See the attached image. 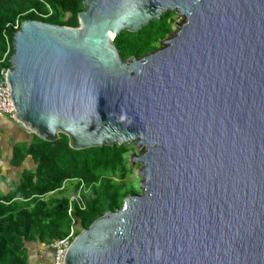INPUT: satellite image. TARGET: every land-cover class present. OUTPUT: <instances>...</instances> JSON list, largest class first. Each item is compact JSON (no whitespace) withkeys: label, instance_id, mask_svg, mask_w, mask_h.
Instances as JSON below:
<instances>
[{"label":"water","instance_id":"1","mask_svg":"<svg viewBox=\"0 0 264 264\" xmlns=\"http://www.w3.org/2000/svg\"><path fill=\"white\" fill-rule=\"evenodd\" d=\"M84 6L78 28L30 20L15 34L12 123L75 150L139 140L144 182L65 264H264V0ZM169 11L186 22L168 46L123 60L112 36Z\"/></svg>","mask_w":264,"mask_h":264},{"label":"trees","instance_id":"2","mask_svg":"<svg viewBox=\"0 0 264 264\" xmlns=\"http://www.w3.org/2000/svg\"><path fill=\"white\" fill-rule=\"evenodd\" d=\"M85 9L84 0H0V64L12 66L14 36L24 22L33 20L78 28V15ZM172 16L174 12L169 11L153 20L144 28L145 34L141 32L144 29L139 33L122 32L114 40L122 59L127 60L130 54L140 58L153 52L151 44L156 40L153 33L158 37L161 32L163 40L166 39L172 32L169 23L171 19L174 21ZM129 150L128 144L75 150L64 134L55 142L36 137L30 146L19 144L13 161L23 163L31 155L37 168L24 172L17 190L0 198V264H21L26 241L39 240L50 245L67 237L72 229L71 204L80 225L75 237L105 214L120 210L125 199L138 191L134 184L123 183L132 172L125 158ZM117 177L122 181H116ZM72 181L75 186L70 195L45 199L48 194L63 191L67 182ZM77 194L83 209L77 202H71V197Z\"/></svg>","mask_w":264,"mask_h":264},{"label":"crops","instance_id":"3","mask_svg":"<svg viewBox=\"0 0 264 264\" xmlns=\"http://www.w3.org/2000/svg\"><path fill=\"white\" fill-rule=\"evenodd\" d=\"M12 122L15 121L0 117V198L17 190L23 181L24 172H33L37 168V163L31 155L23 163L13 161L16 147L21 143L30 146L37 136L19 129ZM55 194H48L45 199L50 200ZM51 244L46 245L39 240L26 241L21 264H54L55 251L50 247Z\"/></svg>","mask_w":264,"mask_h":264},{"label":"rangeland","instance_id":"4","mask_svg":"<svg viewBox=\"0 0 264 264\" xmlns=\"http://www.w3.org/2000/svg\"><path fill=\"white\" fill-rule=\"evenodd\" d=\"M173 12H174V16H172L171 18H173L174 21H172V19L169 21V23L171 25L172 32L167 36V38L163 40V35H161V32L158 33V37H154L155 35H157V33L156 34H155V32L153 33V36L152 37L154 39L156 38V40L154 42L152 41L153 43L151 44L152 47H154V49H155V50H153V52H155L156 50H160V49L166 48L168 46V44L165 43V42L170 41L171 39L175 38L177 36L178 32L180 31L181 26L186 22L185 16H183L179 12H176V11H173ZM164 14L166 15V13H164ZM143 29L144 28H142L141 30H143ZM141 30H139L136 33H139ZM154 30L155 29L150 30V32H153ZM141 32H143L145 34V29L143 31H141ZM114 40L115 39H113V42H114ZM153 52H151L149 54H152ZM149 54H146V55H149ZM130 55L131 56H129L128 59L133 58V57H136V56H134L132 54H130ZM146 55H143L140 58H142V57H144ZM138 143H139V140H136L134 142H127L126 143V144L129 145L130 150L125 154V158L129 162V169H131L132 172L130 171L128 173V175H126L125 179L123 180V183L124 184H128L129 186H131V185L134 184L135 187L138 188V191L135 193V195H141L142 194L143 189H141L140 187H141V185L144 182V178H139L138 177L139 171L142 169V165H141L140 162H134L133 161L134 160L133 158L134 157H140V156H142L144 154V152L146 151L145 148L143 149V147L141 145H139ZM115 179L118 182H121L122 181V179L120 177H117ZM74 186H75V182H73V181L72 182H67V184L65 185V188L63 189V191L55 192L56 194L53 197H51V198L54 199L56 197L70 195L72 193L73 189H74ZM86 190L87 191H85V193L86 192L88 193L89 192V189H86ZM130 196H128V197H130ZM132 196H134V195H132ZM79 226L80 225H78V228H79Z\"/></svg>","mask_w":264,"mask_h":264},{"label":"built area","instance_id":"5","mask_svg":"<svg viewBox=\"0 0 264 264\" xmlns=\"http://www.w3.org/2000/svg\"><path fill=\"white\" fill-rule=\"evenodd\" d=\"M11 69L12 66L7 68L0 64V117H6L9 120L17 122V111L11 98V89L8 83V74ZM71 202H77L80 208H84V204L81 201L79 194L72 196ZM69 216L72 220V229L70 234L62 240L54 241L50 246L55 251L54 264H65L67 251L74 240L75 234L78 232L79 222L77 218L74 217L72 204L69 209Z\"/></svg>","mask_w":264,"mask_h":264},{"label":"bare ground","instance_id":"6","mask_svg":"<svg viewBox=\"0 0 264 264\" xmlns=\"http://www.w3.org/2000/svg\"><path fill=\"white\" fill-rule=\"evenodd\" d=\"M113 39H114V35L112 36L111 40H113Z\"/></svg>","mask_w":264,"mask_h":264},{"label":"clouds","instance_id":"7","mask_svg":"<svg viewBox=\"0 0 264 264\" xmlns=\"http://www.w3.org/2000/svg\"><path fill=\"white\" fill-rule=\"evenodd\" d=\"M6 118V117H5Z\"/></svg>","mask_w":264,"mask_h":264}]
</instances>
